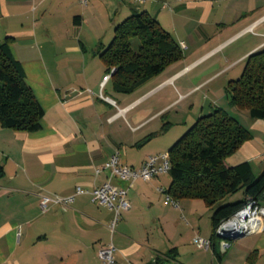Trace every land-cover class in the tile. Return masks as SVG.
Masks as SVG:
<instances>
[{
  "label": "crops",
  "instance_id": "1",
  "mask_svg": "<svg viewBox=\"0 0 264 264\" xmlns=\"http://www.w3.org/2000/svg\"><path fill=\"white\" fill-rule=\"evenodd\" d=\"M143 11L184 45L182 57L127 95L113 92L111 77L103 90L111 101L102 99L99 85L108 71L100 52L117 24ZM6 39L43 115L34 132L0 125V264H99L98 249L110 242L115 264L159 257L185 264L187 239H211V230L190 228L192 220L211 211L200 199L172 203L170 177L167 183L162 175L137 179L127 189L130 209L112 235V211L89 194L76 195L67 209L50 204L46 212L40 197L99 186L108 172L95 175V169L116 149L124 164L139 168L214 108L250 134L224 165L249 162L255 177L264 169V121L237 110L226 93L247 57L264 49V0H0V42ZM216 239L199 264H264V230ZM171 251L174 257L167 256Z\"/></svg>",
  "mask_w": 264,
  "mask_h": 264
},
{
  "label": "trees",
  "instance_id": "2",
  "mask_svg": "<svg viewBox=\"0 0 264 264\" xmlns=\"http://www.w3.org/2000/svg\"><path fill=\"white\" fill-rule=\"evenodd\" d=\"M136 39V48L131 45ZM182 51L169 32L147 12L125 18L114 28L110 44L100 52L107 71L114 68L112 89L127 95L153 75L179 61ZM226 93L237 110L264 121V49L250 54L241 76L229 81ZM43 115L24 73L13 58L6 39L0 42V125L17 131L40 129ZM250 134L235 117L214 108L199 117L169 148V199H200L211 211V239L217 229L250 201L264 199V169L253 175L252 165L243 162L226 167L224 160L236 152ZM242 189V199L222 200ZM167 256L174 257L172 251ZM216 257H219L216 254ZM150 264H168L157 258Z\"/></svg>",
  "mask_w": 264,
  "mask_h": 264
},
{
  "label": "built area",
  "instance_id": "3",
  "mask_svg": "<svg viewBox=\"0 0 264 264\" xmlns=\"http://www.w3.org/2000/svg\"><path fill=\"white\" fill-rule=\"evenodd\" d=\"M134 2H144L146 0H133ZM87 0H81L85 5ZM180 49L184 48L183 44L179 45ZM111 68L103 77L99 85V97L108 101L110 98L104 97L103 90L106 82L111 78L114 72ZM88 92H91L88 90ZM168 152L162 154L150 155L144 163L137 169L124 164L120 158V150L116 149L104 165L100 169H95V175H98L102 170L108 172L106 180L92 190H85L80 186H76L75 192L69 196H59L56 194L42 195L40 197L39 207L42 212H46L50 204H57L63 209L73 202L74 197L79 194H89L91 200L98 206L105 207L112 211V219L108 223V229L111 235L115 231V227L123 213L130 209L129 201L127 200V189L131 188L137 179L150 181L156 176L168 172L169 160ZM116 183H113V182ZM125 183L127 188L120 186ZM159 192H162L159 189ZM264 230V206H261L256 201H250L243 209L234 214L232 218L225 221L218 229L217 236L222 239H232L234 235L239 233H257ZM193 243L203 250H207L211 242L208 239L196 236ZM226 246V244H223ZM115 247L112 242L101 245L98 249L97 256L99 264H115Z\"/></svg>",
  "mask_w": 264,
  "mask_h": 264
},
{
  "label": "rangeland",
  "instance_id": "4",
  "mask_svg": "<svg viewBox=\"0 0 264 264\" xmlns=\"http://www.w3.org/2000/svg\"><path fill=\"white\" fill-rule=\"evenodd\" d=\"M113 36V35H112ZM138 44V41L136 39H132L131 45L133 48H136ZM175 138V137H174ZM177 140V139H174ZM174 142V141H173ZM161 178L166 180V183L168 182V178L170 177V174L168 172H164L162 174ZM162 190V189H161ZM242 199V189H239L236 193L229 195L225 197L222 202L223 203H232L236 202ZM173 203V202H172ZM189 224L191 223L190 220L188 219ZM192 222L195 224V226H190V228H193L197 232H201L202 234L204 232H209L211 230V220L209 216V212L203 213L201 217H195ZM201 234V235H202ZM200 236V235H198ZM216 241L218 243H222L224 241L222 238L217 237ZM227 243V242H225ZM206 250L199 249L194 243H190L189 240L187 239L183 245V263L185 264H199L202 262H205L206 260V255H204ZM211 251L208 254V257H211Z\"/></svg>",
  "mask_w": 264,
  "mask_h": 264
},
{
  "label": "water",
  "instance_id": "5",
  "mask_svg": "<svg viewBox=\"0 0 264 264\" xmlns=\"http://www.w3.org/2000/svg\"><path fill=\"white\" fill-rule=\"evenodd\" d=\"M248 234L249 233H244V232L243 233H239V234L234 235L232 239H237V238L243 237V236L248 235Z\"/></svg>",
  "mask_w": 264,
  "mask_h": 264
}]
</instances>
